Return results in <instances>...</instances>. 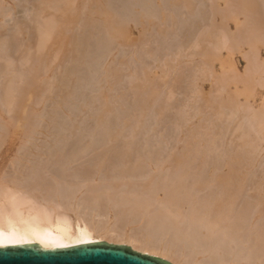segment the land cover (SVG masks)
<instances>
[{
    "label": "rangeland",
    "instance_id": "rangeland-1",
    "mask_svg": "<svg viewBox=\"0 0 264 264\" xmlns=\"http://www.w3.org/2000/svg\"><path fill=\"white\" fill-rule=\"evenodd\" d=\"M39 1L41 0H2V1L0 0V5L2 4L4 5V7H0L1 8L0 11H2L0 12L1 13L0 14V47L2 46L0 48L1 50L0 51L1 53L0 55V136L4 134V133L2 134L1 132L3 128H6V127L11 128L15 123H17L19 126L21 125V128L22 126L25 125L22 131L23 133H20V134H25L27 132L26 135L21 136L19 134L15 138L14 142L7 141V140L2 141L3 138H0V179L2 177L6 178L9 176H12L13 174L16 176L17 175L19 176L18 172L17 174L13 173L14 169L16 171L18 170L16 169V165L14 166L15 162L17 161V160L15 161V159L19 160L20 157L23 158L29 153L31 154L32 151H36L35 146L36 147L40 146V143L41 145L45 144L46 142L48 143L50 141L49 139L51 138V136H52L51 139L56 138V136H58V138L59 137L61 138L62 150L64 151L65 157L61 165L57 169L55 167L51 169L52 171L50 172V178L49 180L47 179L50 182L48 184V189L45 192L43 199L46 200L47 198V204L50 205L51 202L49 203L48 199L51 198V196H54L55 195L54 193H57L58 190L62 188L60 190L64 191L63 193L66 194L67 197H70V195L71 197L68 200V202L63 204L60 211L64 210V213L67 215L68 219H70L71 221H74L76 217H80L83 219V221H85L88 224L90 229L92 228L99 229L101 227L105 228V226H107L106 228L114 231L113 233L115 234L122 233L124 235H130V234L137 235L139 232L142 233L144 232L145 229H147L146 226H148L149 222H147L146 219L143 218V216L139 212L140 210L136 212V211L131 210L130 207L125 208L126 205H123V204L118 205V203L117 204L112 203L111 199L113 198L114 194H115V198H116V195H118L117 198H120L119 201H121V199L125 201V198L127 196L124 195V191L128 187L131 188L132 186L131 188L132 190L135 188V190L138 189L142 191L143 186H145V189L146 187L150 186L151 188L149 187L146 190L150 191L153 187L151 191L153 192L154 189L156 191V189L159 190L161 188L162 186L161 184H163L162 182L163 180L161 179L165 180V184L166 183L169 184L171 180H174V177H176L173 173H174V170L176 169L175 168L176 161H181L182 159V158L180 159V155H182L180 153H182L184 148L186 149L187 146L192 147L193 145H195V143H197V146L200 147V149L203 147V150L200 151V149L198 150L192 149L195 151H191V148L188 149V151L190 150L191 153L194 152L193 155L194 154L195 155L193 156L191 153H189L190 152L189 151L188 154H191L192 156L189 155L190 158H188V160L186 161V164L188 163L189 165L188 167L191 170H193L192 171L193 176L195 177L194 173L196 174L195 172L196 170L198 171L199 169H202L201 167H204L202 169L203 171H198L202 173L201 174L202 176L200 175L201 179L200 178L199 179L201 182L207 183L205 186L206 188L204 187L205 191L209 190L207 186L210 184V191L208 192H210V195H211V192H216L220 188L219 187L217 189L218 184L220 185V182L222 181V179L228 178L229 176H227V174L230 175L231 173H233L231 172V170L233 171L235 170L236 172L239 171L236 176H239V178H241L242 176L240 181L242 182L245 181L244 183L241 182L242 183V186L240 189L241 195L239 197L241 198L244 197L245 199L248 198L247 200H251V198L252 199L259 198L258 200L260 201L262 199V204H259V207H257L258 209L256 208L257 211H255L254 214L251 213L250 218H248V221H247L248 226L251 225V227L249 226L250 230L249 229L248 230L251 233V228H253V231H254V229H256L257 227H261V226L263 227L264 226L263 225L264 224V140L261 142L259 140H262L264 138L263 136L264 134L261 132L263 131L262 128H264V124H262L263 127L260 125L261 123H264V122L263 120L260 121L261 118L263 117L262 116L263 113L261 114L258 112H261L262 110L264 111V108L262 109V107H264L263 106L264 105V74L260 75V73H258L259 69L257 67L259 66V68H261V72L264 71L263 70V67H264V32H263L264 31V0H217V2L214 0H182V1L180 0H142L144 5L143 3H138L140 0H107L106 3L108 4L109 2L107 6L110 8L111 13H113L114 18L117 17L115 19H117L118 21V19L122 17L123 15L122 19L120 18L119 21L126 19V22L123 27L126 29V26H127V32H125L126 35L125 34L123 35L125 37L123 38L120 37L119 40L117 39L118 38L117 37L116 38L117 41L116 40L113 42L111 41L110 44L112 45L109 44L110 40L108 41L106 34L103 33L105 32V29L103 27L104 21L102 18L97 17L100 20L99 21L100 25L96 24L93 26L94 28L91 26L90 27L91 29L87 26L86 28L88 30L84 27L86 25L85 21H87L88 18L91 19V13H92V17L96 18V15L93 16L96 5L92 7V2L93 4H95L96 0L95 1L88 0V3H85V1L87 0H82V1L76 0L77 2L75 1L73 3L78 7L80 11L78 10L76 12L78 14L76 17L75 26L74 24H71L69 26L70 27L69 29L71 31L70 33L69 31L66 32L67 31L66 29H68L67 28L68 26H66V29L62 28V31H61L62 33L61 32L58 34L54 33V37H52V39L55 40L57 43L59 41L61 42L63 39L68 38L66 36H69V34L71 35L73 32L74 35H71L69 36V39L62 41V43L63 42L69 43V46L72 43V46H70V48L68 44L65 45L66 48L68 47L67 50L66 48H64V44L62 46V43L60 44V46H58V48L61 47V50L60 48L59 49L57 48L58 50L56 49V46H57L56 43L52 44L54 47L52 48V45H50V43L53 41L52 39L49 40L50 42L49 41L47 42L46 44L47 46H45L46 49L45 48L40 49L37 47L39 49L38 50L36 48L37 46L36 43L39 41L38 40L39 38L38 39L36 38L40 36V35H36L37 33H39L37 31L38 26L39 25L41 26V22H42V25H44L45 21L43 22V20H46L45 15H48V13L50 12L52 14L56 13L54 16L59 15L58 14L59 11L57 10L56 11L48 10L47 12L45 11L46 13L45 14L43 13V15H40V13L39 15L36 14L35 12L37 11H34V10H35L36 4L37 5L39 4ZM89 1H91V3ZM177 1L179 2V5ZM79 3H81L80 6H79ZM74 4L72 5L75 8ZM88 4L91 9L88 8ZM7 5H9L10 9H13L11 12H10V9H8ZM81 5H82V9L79 8L81 7ZM84 5L86 6L84 7ZM120 7L122 8L120 9ZM4 8L6 9L5 10L6 12L4 11ZM83 9H85V12H83L84 11ZM89 9L91 10V12ZM135 10L138 15H136ZM51 13L47 16L49 19H50L49 16L51 15ZM121 13L122 15L120 16ZM88 15H90V17ZM35 16H37L36 17L37 20L35 19ZM138 16L140 18L141 17L144 18V19L142 18L143 24L140 23L141 21H139L140 18ZM203 21H206V23L205 22L203 23ZM33 22H34V25H33ZM202 23L205 25H203ZM35 25L37 26V28ZM71 26H74V28ZM62 27H64V25H62ZM119 28L121 29V26ZM162 28H164V30ZM84 29L87 32H85ZM63 31H65L66 33ZM209 31L210 33H208ZM81 32L83 33V35ZM88 32H90L89 33L90 36L89 35L87 36L88 39L87 40L82 39L84 37V33L87 34ZM64 33L66 36H64ZM59 34H61L60 36H64V37L63 38L61 37L62 38L61 39L60 37H58ZM207 34H209L210 36ZM75 35H77L78 38ZM78 35L80 36V39ZM204 36L207 37L206 41H204L205 40ZM74 37H76V39L79 40V43L82 41L80 44L81 48H79V50H77L76 53L72 51ZM89 37H90V41H89ZM202 37H204V39ZM34 38L35 40H32ZM201 38L203 39L202 42H201L202 40ZM208 39L211 41V43L207 42L209 41ZM7 40L9 42H6ZM1 41H4V43L2 44ZM31 42H34V43H31ZM205 42L206 44L207 43L208 44L203 45V43ZM214 42H216L215 45H214ZM224 42H227L228 46L227 45L223 46L226 44ZM13 43H15V45ZM85 43L86 44L88 43V45L86 46ZM82 44L84 46L83 48H82ZM211 44H213V46ZM200 46L206 47V48L203 49ZM50 47L52 48V51ZM63 48L65 49V51ZM207 48L208 50L206 51ZM4 49H7V50H4ZM201 49H203V51ZM251 49H254L256 53H253L254 51L250 52ZM48 50L50 51V53L52 52V54L54 55L50 53H49L50 55H47L49 52ZM53 50L55 51L57 50L58 53L57 51L53 52ZM38 51H40V53L43 52L44 57L39 56L40 53ZM191 51H192V54L190 53ZM83 53L85 56L83 55ZM35 56H37V58H35ZM194 56H197V57H194ZM251 56H254L255 58V59L252 58V61L254 59V61L256 60V62L251 61V58H250ZM33 58H35L36 61ZM249 58H250V61H249ZM37 60H39V63L37 62ZM179 60L182 62V64ZM26 61L29 62V64ZM178 61L180 64L178 63ZM206 61H209V64H206L208 63ZM34 62L37 64H35ZM248 62L250 65L258 64L256 65L257 66L256 68L258 69V71L252 72L253 75L257 72L255 74L256 76L255 75L253 76V80H256V82L251 80L252 79L251 77L249 79V77L247 76L248 72L245 74V71H244L243 73L244 69L251 70L250 68L251 66L248 64ZM6 64H9L10 66ZM201 64L202 66H200ZM204 65H206L207 67ZM247 65L249 68H247ZM208 66L210 67V69L208 68ZM211 67L213 68L211 69ZM35 68L36 69L38 68V69L36 70ZM203 68L205 69L203 70ZM206 68L209 70V72H207L208 70L206 71ZM231 68H235L234 71ZM211 70H213V72H211ZM252 70H256V69H252ZM221 71L223 72L225 71L226 73L224 72L223 74H220ZM232 71L235 73L233 74ZM231 73L235 77L231 76L232 75ZM252 73H250L249 71L250 75H252ZM146 74L148 75L150 74L149 78H151L152 81L149 80L148 75ZM236 74L238 75L237 79L227 80L229 77L236 78ZM241 74L243 75L240 76ZM244 74L248 78L244 77L243 80H240L241 81L240 83L238 77L239 76L243 77ZM258 74H259L258 78L259 77L263 78V80L256 79ZM106 75H108L110 78L108 76L106 77ZM110 75L113 77H111ZM228 75L230 76L228 77ZM146 77L148 81L146 80ZM6 78L8 81L6 80ZM225 78H226V81L231 80L232 83L231 82L226 83V81H224L225 82L224 83L223 81H221L222 79L224 80ZM72 81L74 82L72 83ZM75 81H76V85H75ZM258 81L259 83H257ZM4 82H7L8 84ZM251 82H254L256 85ZM71 83L73 84V86L72 85L69 86ZM104 84H105V87H103L104 90H101ZM230 84L233 86H231ZM197 85L200 87H198ZM227 85L228 86L230 85V86L228 87ZM253 85L255 86L254 88H252ZM136 86L137 87L139 86L140 88H143V89L145 88V90L143 89L139 90L140 88L137 89ZM189 86L191 87V89ZM223 86H224V89L229 88L228 89L229 91L226 89L224 90L222 88ZM69 87H72V88L69 89ZM74 87L76 88L74 89ZM148 87L150 89L152 88L153 90L152 96L150 95L151 92H148L149 90ZM233 87L236 89H234ZM200 88L202 91L200 90ZM146 89H148L147 90L148 93L145 92L148 97L145 96L146 94L144 93ZM197 89L199 90V92ZM241 89H242V92H241ZM244 89L245 91L243 92ZM105 90H107V92H105L104 94ZM152 90H149V91H152ZM139 91L140 93H138ZM224 91H228L229 95H228V92L224 93ZM238 91H240L241 93H238ZM142 93L144 94L141 95ZM13 94H16V97H15L16 102L13 101L14 100V98H12ZM24 94H28V95H24ZM100 94L101 96L102 94L104 96L101 97ZM230 95H231V100L229 99ZM203 96L206 99L202 98ZM226 96L228 97V99ZM104 97L110 98V99L105 100ZM150 97L152 98L150 99ZM102 100L103 102H100ZM22 101H25V102L22 103ZM109 101H110V104H109ZM229 101H231V103ZM144 103H147V104L144 105ZM226 103L229 105V106L227 105L228 108L226 106ZM246 103L248 106L250 105L252 107L253 112L255 108L256 109L258 108V112L256 114H260L262 117H259V115H256L255 113L254 115H256V118L258 117L260 118V120L257 119L258 124L261 122L259 125L254 122L256 121L255 120L256 118L254 115H251L253 113L248 112L249 117L252 116L250 117L251 119L247 116L246 112L249 109V107L247 105L245 106ZM58 104L60 105L58 106ZM233 104L236 107V108L233 107V109L235 108L236 110L232 109L231 106H233ZM20 105H21V108H19ZM223 105L226 107H224ZM241 106H245L246 108L241 107ZM23 107L25 110L23 109ZM100 107L101 108L103 107V109H101ZM229 107H230V110H232L233 112L229 111ZM104 108L106 111L107 109H109L108 110L109 112L107 113L106 111H104ZM240 109L246 110L245 112H243L244 115H242V112ZM190 110L192 111L191 113H190ZM193 112H194V115H193ZM214 112L216 113V115ZM181 114L184 115L185 118L181 116ZM208 114L210 115L208 116ZM198 115H201V116H198ZM240 115H242L243 118L240 117ZM186 117H188V119ZM102 118L103 120H105L104 121L105 125L101 123L103 122ZM248 118L249 120H247ZM252 118L253 119L255 118L253 121L254 123L252 121L250 122ZM96 120L98 122H96ZM186 120H188L189 122ZM196 120H198L196 122L198 124L195 123ZM235 121L238 122L240 127H238V124ZM251 124H256L258 125L257 128L259 127L261 128V130L259 129L257 130V132L258 131L261 132L259 133L260 138L258 137L259 134L255 132L256 126L251 127L252 128L251 129L250 128V126H252ZM28 125L29 126L32 125V126L28 127ZM186 125H188V127H186ZM33 126L39 127L45 130L47 129V131L45 132H48V129H49L51 131V134L49 137L47 133L43 132L42 135L37 136L38 138L37 137L34 138L35 140L32 141L31 143V144L34 143V145H31L28 143L29 146H27V143L26 144L23 143L25 142L24 137L25 136L27 137V134L29 133L28 130L30 131L31 128L33 129ZM56 126L58 128L60 127L59 132ZM97 126H100V127L97 128ZM189 126H191L192 128H189ZM108 127L110 128L108 129ZM243 127L246 130V134L250 135V136L249 135L247 136L248 138L245 136L244 134L245 132L243 133V131H245ZM51 128L54 130V132L52 131ZM217 128H219V130H217ZM191 129L193 130V132L191 131ZM249 129L251 130V132L249 131ZM199 130L201 131L198 132ZM216 130L218 132H216ZM55 131H57L58 133L57 132L55 133ZM190 131L192 134L195 131L196 135L193 134L195 137L192 136ZM196 132H198V134ZM202 132H204L203 133L204 135L207 134L208 138L205 135V137H203L202 139V137H200L203 135ZM253 132H255L256 134ZM53 133L56 135H53ZM199 133L201 134L199 135ZM214 133H216V135ZM241 133L246 137V140L247 139L254 140V141L249 140V142H251V144L255 142V144L253 145L254 147L256 146L255 152H258V150L261 149L260 147H262V150L258 152V155L253 154L254 157L252 156V158L249 157L248 159L246 157H243L244 155L248 154L247 153L248 149H246L245 144L244 145L241 144L244 139H242V142H240L241 141L240 136H242ZM252 133L256 137H258V138L255 137L256 141H255V138H253L254 135H252ZM57 134H59L60 136ZM121 135L123 136L121 137ZM212 135L214 139L218 138L219 140L218 139H215L216 141L213 140V138L211 137ZM218 135H220V137ZM233 135H236L234 136L235 138L234 140L236 141V142L234 141V143H236V147L239 144H241V146L243 145L242 148L241 147L239 148L240 145L238 146V148L234 147L235 144L232 142L233 140L231 141V139H233L232 138ZM184 136H186L187 138L186 137L184 138ZM237 136L238 138L236 139ZM111 137L115 138L116 140L112 139ZM210 137L212 138L213 141L211 140ZM239 137H240V140H239ZM20 138L21 140H23L22 142ZM195 138H198L196 139L197 141L194 140ZM205 138L210 139V140H207L210 143L209 142L201 143L202 140H204V142L206 141ZM17 140L19 141V143ZM111 140H113V142ZM247 142L248 140L246 141V144ZM258 142L261 144V146ZM3 143L4 145H2ZM207 143H209V145ZM202 144L203 146H201ZM124 145L125 146L127 145V146L124 147ZM131 145L132 147H130ZM233 147L236 149H234ZM114 148L115 150H117L118 153L114 150ZM243 149H244V152H243L244 154L241 153ZM111 150L113 152H111ZM236 150L238 151V153L240 152L242 154L241 156L243 157V159L244 158L245 159L244 160L241 159V162H239L238 161L239 159H237V163L236 161H234L236 163L235 164L233 163L234 156H235L234 160H236V156H240ZM208 151L210 154H208ZM229 151L230 152L232 151L231 152L232 154L233 152H235L233 154L234 156L233 155L231 156ZM104 153H105V156H104ZM199 153H202L199 155L200 157L198 156ZM206 153L210 156L208 157ZM176 154L177 156H174ZM227 154L230 155V157ZM212 155L214 157H212ZM120 156L121 157L124 156L125 159L123 160V157L121 158ZM195 156L196 158H194ZM109 157H110V160H109ZM128 157L130 158L129 161L126 160V158L128 159ZM206 157L210 159H206ZM150 158H153V160ZM177 158L178 160H176ZM219 158L221 159L219 160ZM222 158H225V159H222ZM149 160H150L149 162L150 164L147 163ZM200 160L202 161V164H198V163H201ZM106 161H110V162L106 163ZM144 161L146 164H149L150 167L149 166L146 167V164L144 163ZM135 162L137 164H135ZM141 162H143V164H141ZM131 163L132 164L134 163V164L132 165ZM189 163H192L191 164L192 166ZM218 163H220V165ZM230 163L233 165H230L231 167L228 168ZM104 165L105 166L107 165V167H104ZM129 165L132 168L130 167L128 168ZM143 165L146 167V169H143L145 168ZM198 165L200 166L204 165V166L199 167ZM134 167L135 169H133ZM170 167L172 169H170ZM139 169L140 171L138 172ZM126 170H128V173L130 172L129 174L127 173L128 175L126 174L127 176L123 175L124 171ZM164 170H166L167 172ZM53 171H54L53 174L55 175V177L60 178V180L64 177L60 181L62 182L60 186H57L56 184L58 180L54 177V175H52ZM241 171H242V175H241ZM23 172H24L23 170L20 171L22 177H24L23 175H26ZM63 172H64V175H63ZM121 173H122V176H121ZM183 173L184 172H182L180 176ZM203 173H205V176H203L204 175ZM59 174L62 176H60ZM29 175L27 177H29ZM119 175L121 176L120 178H119ZM163 175L165 176V178H160ZM211 175L213 176V178L211 177ZM180 176H178V179L180 178ZM182 176H184V174ZM190 176L189 177L192 180L193 179L192 174ZM126 177L130 179L128 180ZM30 178H32V176L29 177V179ZM124 178H126V181ZM154 178L156 179L158 178V180ZM190 178H188L189 181H191ZM210 178H212V180H209ZM250 178H251V184L249 180ZM153 179L154 181L152 182ZM53 180L54 182H52ZM63 180L65 182H63ZM188 180L186 181L188 182ZM155 181H159V183H161L159 184L160 186H158L157 188L155 187L157 186L156 183L158 182H155ZM207 181H209L210 183ZM128 182L129 184L131 183L132 185L130 184L131 185L130 186L129 184H127ZM142 182H144L145 184ZM115 183L120 187L118 188L117 185L115 186L112 185ZM147 183L148 184L150 183V185H148ZM205 183L203 184V186L205 185ZM135 184L139 187L137 188ZM106 185L108 187H113L111 188L112 190L109 189ZM116 187L118 189H116ZM247 187H249V189ZM53 188L57 190V192L54 191ZM189 188L191 189V191L192 189H194V187L192 188V185ZM158 190H157L158 192L157 196L159 198H162L163 191H161L162 189H160L159 191ZM243 190H244V193H243ZM92 192H96V193H92ZM208 192H204V193L201 192L202 194L201 193L200 194L209 195ZM51 193L54 195L50 196ZM96 194H97L96 197H99L98 199L102 204L97 203L99 201L95 197ZM101 198L102 200H100ZM152 200H153L152 201L153 203H151V205L154 204V201H155L154 197L152 198ZM92 201L94 202L92 203ZM116 201H118V199ZM211 201H213V199ZM213 202H209V203L212 204ZM78 206L80 209L78 208ZM152 206H148V207H152ZM209 206H213V204ZM260 219L263 221V222L261 221L263 224L259 221ZM256 222L258 223L255 224ZM253 224H255V226ZM259 224L261 226H256ZM153 228H156V227H153ZM171 229L172 228L169 227L168 231L171 232L170 231ZM253 231H252L253 233L252 235L249 234L250 238L252 239L254 237H258L259 234H261L260 232L258 236H255L256 233L259 232V230L256 233H254L255 231L254 232ZM112 235L114 234H110L109 236L103 238V241H101V243L128 246L136 252H140V253L164 260L165 262H168L169 264H176V262H173L175 260L171 258L170 254L162 253L160 251L152 252L146 249H140L134 243L128 242V241H120L119 238H115ZM247 236L248 235L246 234L245 238ZM243 238L241 240H243ZM245 238L244 240L246 242L247 240L250 239V238H247V239ZM213 240L216 241L215 238ZM213 240L208 239L204 241V240H200V238L199 240L198 238L197 239L194 238V240H192L191 242L188 240L189 241L188 247L190 248L188 251L192 250L190 246H193L194 247L193 249H195L193 250L194 251L193 256H192V251L190 252L191 256L188 251L187 252L185 251L183 254H180V255H183V256L189 255V257L191 258L194 257L195 262L198 264L199 263L209 264L206 262V259L208 260V258L211 256H212L211 258H214V256H216L215 263L217 261H220V262H217L219 264H229V263L237 264L238 263L237 261L235 263L232 260L230 262V257L229 258L227 257V256H230V254L226 256V253H225V256L227 257L226 258V257L219 256L220 255L219 252L215 253L214 251L215 248L216 247L220 248V246H218V244L216 243L217 241L215 242ZM195 242H198L199 244ZM225 244H224V248L226 246L225 249L227 250H229L230 248L233 249L232 247L235 245L234 243L232 244L228 241ZM212 246H213V249H212ZM188 247L186 249H188ZM184 249L182 248V251ZM220 251H222V249H220ZM217 254L219 255L217 256ZM217 257H219V259ZM220 257L223 258L224 261L221 260ZM180 259L176 261H179ZM185 259L188 260L187 257ZM238 264H242L241 261Z\"/></svg>",
    "mask_w": 264,
    "mask_h": 264
},
{
    "label": "bare ground",
    "instance_id": "bare-ground-1",
    "mask_svg": "<svg viewBox=\"0 0 264 264\" xmlns=\"http://www.w3.org/2000/svg\"><path fill=\"white\" fill-rule=\"evenodd\" d=\"M2 1V0H1ZM76 0H41V1H39V4L37 5L36 4V6H35V10L34 11H37V12H35L36 14H38L39 15V13H40V15H43V13L45 14L48 10L50 11V10H54V11H59L58 12V14L59 15H56V16H54L56 13H54V14H52L51 12V15L49 16L50 17V19L47 17L50 13H48V15H45V17H46V20H43V22H44V25H42V22H41V26L39 27L36 23V25L38 26V32L39 33H37L36 35H40L39 37H35L36 39H38L39 41L36 43L37 44V46H36V48L38 47V48H40V49H46V47L45 46H47L46 44H47V42L49 41V40H51L52 39V37H54V33L55 34H58V33H60L61 31H62V28H64V29H66V26H68L67 28L69 29L70 27V25L71 24H74V26H75V21H76V17H77V14L78 13H76L79 9H78V7L73 3V2H75ZM82 1V0H81ZM95 1V0H94ZM180 1H182V0H180ZM214 1H216L217 2V0H214ZM38 2V1H37ZM77 2V1H76ZM90 3H91V1H89ZM107 2V0H96V3L95 4H93V2H92V7L93 6H95L96 5V7H95V12H94V14H93V16L94 15H96V18H94V17H92V13H91V19H87V21H85V23H86V25L84 26L85 28L88 26L89 28L92 26H94V25H96V24H99V19L98 18H102L103 19V21H104V23H103V27H104V29H105V32H103V33H105L106 34V37L108 38V41L110 40V42H109V44L111 43V41L113 42V41H115L116 40V38L119 40L120 39V37H125V36H123L124 34H125V32H127V26H126V29L123 27L124 26V24H125V22H126V19L124 20H122V21H119V19L121 18L122 19V17H123V15H122V13L120 14V16L122 15V17H120L119 19H118V21H117V19H115V18H117V17H115L114 18V16H113V13H111V11H110V8L107 6L108 4H109V2H108V4L106 3ZM136 2V1H135ZM186 2V1H185ZM251 2V1H250ZM2 3V2H1ZM6 3V2H5ZM85 3H88V0L87 1H85ZM125 3V2H124ZM129 3V2H128ZM134 3V2H133ZM138 3H143V1L142 0H140ZM155 3V2H154ZM153 3V4H154ZM177 3H178V5H179V2L177 1ZM188 3V2H187ZM261 3V2H260ZM7 4V3H6ZM72 4H74L75 5V8L73 7V5ZM80 4L81 3H79V6H80ZM117 4V3H116ZM175 4V3H174ZM255 4V3H254ZM3 5V4H2ZM2 5H0V7H4V5L2 6ZM13 5V4H12ZM126 5V4H125ZM143 5H144V3H143ZM262 5V4H261ZM14 6V5H13ZM12 6V7H13ZM72 6V7H71ZM86 5H84V7H85ZM110 6V5H109ZM191 6V5H190ZM250 6H251V4H250ZM252 6H253V4H252ZM260 6V5H259ZM258 6V7H259ZM7 7H8V9H10L9 8V5H7ZM11 7V6H10ZM125 7V6H124ZM138 7V6H137ZM215 7V6H214ZM255 7V6H254ZM14 8V7H13ZM80 9H82V5H81V7H79ZM88 8H90L89 7V4H88ZM122 7H120V9H121ZM144 8V7H143ZM190 8V7H189ZM188 8V9H189ZM249 8V7H248ZM86 9V8H85ZM85 9H83V10H81V11H83V12H85ZM91 9V8H90ZM89 9V10H90ZM115 9V8H114ZM113 9V10H114ZM125 9V8H124ZM244 9H246V8H244ZM261 9V8H260ZM0 10H1V8H0ZM6 9L4 8V11H5ZM13 9H10V12L12 11ZM88 10V11H89ZM118 10H119V8H118ZM127 10V9H126ZM144 10V9H143ZM193 10V9H192ZM250 10H251V8H250ZM15 11V10H14ZM46 11V12H45ZM80 11V10H79ZM132 11V10H131ZM0 12H2V11H0ZM6 12V11H5ZM9 12V13H10ZM90 12H91V10H90ZM113 12V11H112ZM121 12V11H120ZM134 12V11H133ZM145 12V11H144ZM249 12H251V11H249ZM261 12H262V10H261ZM42 13V14H41ZM89 13V12H88ZM116 13V12H115ZM124 13V12H123ZM135 13H136V10H135ZM244 13V12H243ZM248 13V12H247ZM1 14V13H0ZM3 14V13H2ZM6 14V13H5ZM8 14V13H7ZM149 14V13H148ZM218 14H220V13H218ZM256 14V13H255ZM37 15V16H38ZM54 17H53V16ZM80 15V14H79ZM83 15H84V13H83ZM136 15H138L137 13H136ZM142 15V14H141ZM140 15V16H141ZM262 15V14H261ZM3 16V15H2ZM5 16V15H4ZM37 16H35V19L37 20ZM53 18H52V17ZM89 17H90V15H88ZM118 16V15H117ZM129 16V15H128ZM131 16H132V14H131ZM146 16V15H145ZM165 16H166V14H165ZM33 17V16H32ZM39 17V16H38ZM85 17V16H84ZM98 17V18H97ZM125 17V16H124ZM139 17V16H138ZM148 17V16H147ZM155 17V16H154ZM164 17V16H163ZM219 17V16H218ZM222 17V16H221ZM42 18V17H41ZM126 18V17H125ZM136 18V17H135ZM140 18V17H139ZM142 18L143 17H141L140 18V20L139 21H141L140 23L141 24H143L142 22H143V20H142ZM167 18V17H166ZM213 18V17H212ZM211 18V19H212ZM214 18H215V16H214ZM225 18V17H224ZM39 19V18H38ZM45 19V18H44ZM84 19V18H83ZM130 19V18H129ZM144 19V18H143ZM150 19V18H149ZM163 19V18H162ZM33 20V19H32ZM85 20V19H84ZM130 21V20H129ZM162 21V20H161ZM167 21V20H166ZM196 21V20H195ZM39 22V21H38ZM101 22H102V20H101ZM132 22V21H131ZM146 22V21H145ZM150 22V21H149ZM206 23V21H203V23ZM32 23V22H31ZM202 23V24H203ZM30 24V23H29ZM127 24V23H126ZM151 24V23H150ZM33 25H34V22H33ZM35 25V26H36ZM62 25H64V27H62ZM100 25V24H99ZM203 25H205V24H203ZM218 25V24H217ZM249 25H250V23H249ZM32 26V25H31ZM37 26H36V28H37ZM74 26H71V27H73L74 28ZM121 26V29L119 28ZM151 26V25H150ZM19 27V26H18ZM99 27V26H98ZM97 27V28H98ZM142 27H143V25H142ZM217 27V26H216ZM248 27V26H247ZM251 27V26H250ZM94 28V27H93ZM100 28V27H99ZM165 28V27H164ZM164 28H162L163 30H164ZM223 28V27H222ZM244 28V27H243ZM25 29V28H24ZM23 29V30H24ZM30 29V28H29ZM32 29V28H31ZM68 29H66L67 31L66 32H68L69 31V33L71 32L70 31V29L68 30ZM87 29V28H86ZM91 29V28H90ZM221 29V28H220ZM247 29V28H246ZM81 30V29H80ZM80 30H79V32H80ZM88 30V29H87ZM102 30V29H101ZM241 30V29H240ZM73 31V30H72ZM84 31H85V29H84ZM90 31V30H89ZM94 31V30H93ZM104 31V30H103ZM208 31V30H207ZM222 31V30H221ZM242 31V30H241ZM258 31H260V30H258ZM20 32V31H19ZM23 32V31H22ZM36 32V31H35ZM63 32H65V31H63ZM65 32V33H66ZM85 32H87V31H85ZM91 32V31H90ZM90 32H88L87 34H85L84 33V37L82 38V39H85V40H87L88 38H87V36L89 35V33ZM245 32H247V31H245ZM264 32V31H263ZM262 32V33H263ZM62 33V32H61ZM65 33H64V36H66L65 35ZM78 33V32H77ZM82 33V32H81ZM93 33V32H92ZM96 33V32H95ZM203 33V32H202ZM208 33H210V31L208 32ZM30 34V33H29ZM76 34V33H75ZM100 34H102V33H100ZM105 34H103V35H105ZM260 34H261V32H260ZM61 34H59L58 35V37H64V36H60ZM71 35H74L73 34V32H72V34ZM70 34H69V36H71ZM82 35H83V33H82ZM82 35H81V37H82ZM96 35V34H95ZM102 35V36H103ZM126 35V34H125ZM207 35H209V34H207ZM23 36V35H22ZM26 36V35H25ZM33 36V35H32ZM69 36H66V37H68V38H66V39H69ZM76 37H77V35H75ZM79 36V35H78ZM90 36V35H89ZM210 36V35H209ZM208 36V37H209ZM55 37H56V35H55ZM76 37H74V42H73V50L72 51H74L75 53H76V51L77 50H79V48H81V46H80V44H81V42L79 43V40H77L76 39ZM93 37V36H92ZM91 37V38H92ZM205 37V40L204 41H206V36H204ZM204 37H202L203 39H204ZM13 38V37H12ZM35 38L34 39H32V40H35ZM61 38V39H62ZM73 38V37H72ZM78 38V37H77ZM201 38V39H202ZM23 39V38H22ZM57 39V38H56ZM60 39V40H61ZM66 39H63L64 41L66 40ZM79 39H80V36H79ZM104 39V38H103ZM102 39V40H103ZM203 39L201 40V42L203 41ZM210 39H211V37H210ZM4 40V39H3ZM11 40V39H10ZM53 40V39H52ZM62 40V41H63ZM84 40V41H85ZM93 40V39H92ZM91 40V41H92ZM95 40V39H94ZM98 40V39H97ZM101 40V39H100ZM209 40V39H208ZM261 40V39H260ZM14 41V40H13ZM37 41V40H36ZM62 41L59 43V42H57L56 43V41L55 40H53L51 43H50V45H52V44H54V43H56V49L58 48V46H60V44L62 43ZM68 41V40H67ZM70 41H71V39H70ZM89 41H90V37H89ZM117 41V40H116ZM263 41V40H262ZM6 42H9L8 40L6 41ZM50 42V41H49ZM86 42V41H85ZM88 42V41H87ZM94 42V41H93ZM96 42V41H95ZM101 42V41H100ZM105 42V41H104ZM208 43L210 42L211 43V41L209 40V41H207ZM1 43L3 44L4 43V41H1ZM31 43H34V42H31ZM89 43V42H88ZM88 43L86 44V46L88 45ZM207 43V44H208ZM215 43L216 42H214V45H215ZM224 43H226L225 45H223V46H228V44H227V42H224ZM10 44V43H9ZM14 45H15V43H13ZM20 44V43H19ZM63 44H64V48H66V46L65 45H67L68 44V46H69V43H67V42H63L62 43V46H63ZM84 44V45H85ZM99 44V43H98ZM106 44V43H105ZM107 44H108V42H107ZM199 44H201V43H199ZM204 44H206V42L205 43H203V45ZM206 44V45H207ZM6 45V44H5ZM18 45V44H17ZM30 45V44H29ZM110 45H112V44H110ZM202 45V46H203ZM212 46H213V44H211ZM19 46V45H18ZM17 46V47H18ZM70 46H72V43H71V45ZM70 46H69V48H70ZM96 46V45H95ZM98 46V45H97ZM107 46V45H106ZM199 46V45H198ZM202 46H200L201 48H206V47H202ZM2 47V46H1ZM0 47V48H1ZM8 47V46H7ZM21 47V46H20ZM25 47V46H24ZM84 46H83V44H82V48H83ZM108 47H109V45H108ZM34 48V47H33ZM37 48V49H38ZM48 48V47H47ZM52 48H54L53 47V45H52ZM52 48L50 47V49H51V51H52ZM60 48V50H61V47H59ZM58 48V49H59ZM63 48V49H64ZM68 48V47H67ZM67 48H66V50H67ZM94 48V47H93ZM8 49V48H7ZM7 49H4V50H7ZM24 49V48H23ZM49 49V50H50ZM57 49V50H58ZM63 49H62V51H63ZM108 49V48H107ZM112 49V48H111ZM203 49H201L202 51H203ZM39 50V49H38ZM48 50V51H49ZM56 50V51H57ZM208 50V48L206 49V51ZM1 51V50H0ZM43 51V50H42ZM47 51V52H48ZM55 50H53V52H56ZM64 51H65V49H64ZM70 51V50H69ZM68 51V52H69ZM110 51V50H109ZM252 51H254V49H251L250 50V52H252ZM27 52V51H26ZM39 53H40V51H38ZM46 52V51H45ZM59 52H61V51H59ZM84 52V51H83ZM199 52V51H198ZM205 52V51H204ZM50 51L48 52V54L47 55H50V54H52V52L50 53ZM57 53H58V51H57ZM191 54H192V51L190 52ZM253 53H256L255 51L253 52ZM4 54V53H3ZM28 54H29V52H28ZM42 54V55H41ZM78 54V53H77ZM82 54V53H81ZM86 54V53H85ZM88 54V53H87ZM91 54V53H90ZM109 54H110V52H109ZM195 54H197V53H195ZM0 55H1V53H0ZM38 55V54H37ZM46 55V54H45ZM52 55H54V54H52ZM83 55H84V53H83ZM83 55H82V57H83ZM89 55V54H88ZM92 55V54H91ZM96 55H97V53H96ZM103 55V54H102ZM199 55H200V53H199ZM253 55V54H252ZM39 56H43L44 57V54H43V52L42 53H40V55ZM77 56V55H76ZM85 56V55H84ZM193 56V55H192ZM254 56H256V55H254ZM254 56H251L250 58H251V61H252V58H254ZM81 57V58H82ZM191 57V56H190ZM194 57H197V56H194ZM193 57V58H194ZM35 58H37V56H35ZM35 58H33L35 61H36V59ZM91 58V57H90ZM250 58H249V61H250ZM30 59H31V57H30ZM190 59H192V58H190ZM255 59V58H254ZM254 59H253V61H254ZM33 60V61H34ZM41 60H43V59H41ZM45 60V59H44ZM75 60V59H74ZM180 61V60H179ZM179 61H178V63H179ZM252 61V62H253ZM27 62V61H26ZM31 62V61H30ZM37 62L39 63V60H37ZM42 62V61H41ZM181 62V61H180ZM206 62H208V63H206V64H209V61H206ZM254 62H256V60L254 61ZM6 63V62H5ZM28 64H29V62H27ZM35 63V62H34ZM35 64H37V63H35ZM180 64V63H179ZM181 64H182V62H181ZM225 64V63H224ZM233 64V63H232ZM248 64H249V62H248ZM6 65H9V64H6ZM39 65V64H38ZM41 65H42V63H41ZM46 65V64H45ZM212 65V64H211ZM250 65V64H249ZM256 65H258V64H256ZM256 65H250L251 67V70L252 69H256V70H250V69H248V70H246V69H244L243 70V73H244V71H245V74L248 72V74H249V71H250V73H252L253 71L255 72V71H258V69H259V71H258V73H260V75H263L264 74V71H262L261 72V68H259V66L257 67ZM10 66V65H9ZM31 66V65H30ZM34 66V65H33ZM200 66H202V64L200 65ZM204 66H206V65H204ZM203 66V67H204ZM210 66V65H209ZM208 66V68L210 69V67ZM233 66V65H232ZM35 67V66H34ZM207 67V66H206ZM254 67V68H253ZM258 69H257V68ZM263 67V66H262ZM213 67H211V69H212ZM247 68H249L248 67V65H247ZM31 69H33V68H31ZM36 69V68H35ZM38 69V68H37ZM36 69V70H37ZM45 69V68H44ZM201 69V68H200ZM205 68H203V70H204ZM231 69H233V71H234V69L235 68H231ZM208 69L206 68V71H207ZM263 70H264V67H263ZM74 71V70H73ZM202 71V70H201ZM232 71V72H233ZM72 72V71H71ZM109 72H111V71H109ZM207 72H209V70L207 71ZM211 72H213V70H211ZM225 72V71H224ZM223 71H221V73L220 74H223L224 73ZM107 73V72H106ZM197 73H198V71H197ZM206 73V72H205ZM226 73V72H225ZM229 73V72H228ZM227 73V74H228ZM235 72H233V74H234ZM257 73V72H256ZM255 73V74H256ZM209 74V73H208ZM226 74V75H227ZM232 74V73H231ZM230 74V75H231ZM231 75V76H233V77H235L234 75ZM245 74H244V76L243 77H240V76H242L243 74H241L238 78H239V81L240 80H243L244 79V77H249V79H250V77L252 78L251 80H253V76L255 75H253V73H252V75H248L247 74V76H245ZM111 75H112V73H111ZM110 75V76H111ZM146 75H148V74H146ZM150 75V74H149ZM149 75H148V78H149ZM205 75H207V74H205ZM225 75V76H226ZM230 75H228V77L230 76ZM108 75H106V77H107ZM145 76V75H144ZM202 76H204V75H202ZM220 76V75H219ZM223 76V75H222ZM237 74H236V78H228V77H226V78H228L227 80H229V79H237ZM256 76V75H255ZM258 76H259V74L257 75V77H256V79L258 80V79H262L263 80V78H258ZM109 77V76H108ZM111 77H113V76H111ZM218 77V76H217ZM247 77V78H248ZM8 78V77H7ZM7 78H6V80H7ZM110 78V77H109ZM109 78H107V79H109ZM199 78H200V76H199ZM205 78V77H204ZM219 78H221V77H219ZM218 78V79H219ZM226 78L223 80H221V81H226ZM241 78V79H240ZM217 79V80H218ZM78 80V79H77ZM106 80V79H105ZM146 80L148 81V79H147V77H146ZM149 80L150 81H152L151 80V78H149ZM203 80V79H202ZM201 80V81H202ZM8 81V80H7ZM107 81V80H106ZM149 81V82H150ZM232 81H234V80H232ZM254 82H256V80H253ZM74 81H72V83H73ZM105 82V81H104ZM222 82V83H223ZM228 82H231V80L230 81H226V83H228ZM254 82H251V83H254ZM260 82H261V80H260ZM263 82V81H262ZM4 83H7V82H4ZM70 84L69 86H73V84ZM199 83V82H198ZM225 83V82H224ZM232 83V82H231ZM240 83H241V81H240ZM257 83H259V81L257 82ZM8 84V83H7ZM66 84H67V82H66ZM69 84V83H68ZM101 84V83H100ZM107 84V83H106ZM111 84V83H110ZM150 84H152V83H150ZM149 84V85H150ZM234 84V83H233ZM255 84V83H254ZM75 85H76V81H75ZM74 85V86H75ZM103 85V84H102ZM136 85V84H135ZM138 85V84H137ZM154 85V84H153ZM231 85V84H230ZM229 85V86H230ZM252 85V84H251ZM256 85V84H255ZM198 86V85H197ZM228 86V85H227ZM228 86V87H229ZM231 86H233V85H231ZM103 87H105V84H104V86H102V89H101V87H100V89L101 90H104V88ZM107 87V86H106ZM137 87V86H136ZM142 87V86H141ZM154 87V86H153ZM190 87V86H189ZM198 87H200V86H198ZM234 87H236V86H234ZM233 87V88H234ZM255 86L253 85L252 86V88H254ZM70 88H72V87H69V89ZM76 87H74V89H75ZM134 88H135V86H134ZM138 88H140L139 86L137 87V89ZM149 88V87H148ZM223 89H224V86L222 87ZM221 88V89H222ZM232 88V89H233ZM105 89H107V88H105ZM143 88H140L139 90H142ZM190 89H191V87H190ZM195 89H196V87H195ZM226 89V88H225ZM224 89V90H225ZM229 88H227L226 90H228ZM234 89H236V88H234ZM238 89V88H237ZM143 90H145V88L143 89ZM147 90L148 89H146V91H144V93L145 92H147ZM149 90H152V88L150 89L149 88ZM148 90V92H151L150 93V95L152 96V92H153V90L152 91H149ZM155 90V89H154ZM198 90V89H197ZM200 90H201V88H200ZM239 90V89H238ZM66 91V90H65ZM110 91V90H109ZM202 91V90H201ZM201 91H200V93H201ZM229 91V90H228ZM228 91H224V93L226 92H228ZM236 91V90H235ZM245 91V89L243 90V92ZM27 92V91H26ZM105 92H107V90H105L104 91V94H105ZM134 92V91H133ZM143 92V91H142ZM147 92V93H148ZM156 92V91H155ZM198 92H199V90H198ZM241 92H242V89H241ZM240 91H238V93H241ZM64 93V92H63ZM63 93H61V94H63ZM66 93V92H65ZM99 93V92H98ZM103 93V92H102ZM138 93H140V91L138 92ZM144 93H142L141 95H143ZM223 93V92H222ZM136 94V93H135ZM146 94V93H145ZM155 94V93H154ZM158 94V93H157ZM202 94H203V92H202ZM251 94H252V92H251ZM15 95V96H14ZM24 95H28V94H24ZM149 95V94H148ZM228 95H229V92H228ZM247 95V94H246ZM19 96V95H18ZM100 96H101V94H100ZM99 96V97H100ZM104 95L102 94V96L101 97H103ZM107 96V95H106ZM105 96V97H106ZM110 96V95H109ZM145 96H147V94L145 95ZM205 96H206V94H205ZM15 97H16V94H13V97L12 98H14V102H16L15 101ZM25 97H27V96H25ZM61 97H62V95H61ZM98 97V96H97ZM104 97V98H105ZM111 97V96H110ZM143 97V96H142ZM141 97V98H142ZM148 97V96H147ZM157 97V96H156ZM155 97V98H156ZM227 97V96H226ZM232 97H234V96H232ZM12 98H11V100H12ZM18 98V97H17ZM16 98V99H17ZM144 98V97H143ZM152 97H150V99H151ZM202 98H204V96L202 97ZM247 98V97H246ZM102 99V98H101ZM108 99H110V98H105V100H108ZM147 99V98H146ZM158 99V98H157ZM204 99H206V98H204ZM227 99H228V97H227ZM230 100H231V95H230V98H229ZM21 100V99H20ZM19 100V101H20ZM100 100V99H99ZM204 101V100H203ZM207 101V100H206ZM247 101V100H246ZM23 102H25V101H22V103ZM100 102H103V100L102 101H100ZM99 102V103H100ZM105 102V101H104ZM139 102H140V100H139ZM148 102V101H147ZM158 102V101H157ZM196 102V101H195ZM230 103H231V101H229ZM21 103V102H20ZM61 103H63V102H61ZM151 103V102H150ZM199 103V102H198ZM248 103V102H247ZM247 103L245 104V106L247 105ZM14 104V103H13ZM18 104V103H17ZM106 104H107V102H106ZM109 104H110V101H109ZM141 104V103H140ZM145 104H147V103H144V105ZM152 104V103H151ZM249 104V103H248ZM22 105V104H21ZM21 105L19 106V108H21ZM24 105V104H23ZM60 104H58V106H59ZM103 105H105V104H103ZM142 105V104H141ZM220 105H221V103H220ZM228 104L226 103V106H227ZM107 106V105H106ZM111 106V105H110ZM200 106V105H199ZM224 106V105H223ZM223 106H221V107H223ZM226 106H224V107H226ZM229 106V105H228ZM228 106H227V108H228ZM231 106V105H230ZM245 106H241V107H244V108H246ZM248 106V105H247ZM264 106V105H263ZM24 107H26V106H24ZM24 107H23V109H24ZM148 107V106H147ZM232 107V109H233V107H235L234 106V104H233V106H231ZM240 107V108H241ZM249 107V111L247 110V112H246V114H247V116L249 117V113H253V114H251V115H254V113L256 114L257 112H258V108L256 109L255 108V110H254V112H253V109H252V107L249 105L248 106ZM260 107V106H259ZM262 107V106H261ZM101 108V107H100ZM106 108V107H105ZM105 108H104V111H106L105 110ZM110 108V107H109ZM183 108V107H182ZM236 108V107H235ZM234 108V109H235ZM264 107H262V109H263ZM101 109H103V107L101 108ZM146 109V108H145ZM144 109V110H145ZM155 109V108H154ZM190 109V108H189ZM201 109V108H200ZM200 109H198V110H200ZM219 109H220V107H219ZM233 109V110H234ZM252 111H251V110ZM260 109V108H259ZM25 110V109H24ZM109 109H107V113L109 112L108 111ZM147 110V109H146ZM145 110V111H146ZM163 110V109H162ZM184 110V109H183ZM188 110V109H187ZM192 110H193V108H192ZM225 110V109H224ZM236 110V109H235ZM241 110V112H242V115H244L243 114V112H245L246 110H242V109H240ZM261 110V109H260ZM101 111V110H100ZM103 111V110H102ZM158 111V110H157ZM185 111V110H184ZM183 111V112H184ZM202 111V110H201ZM201 111H199V112H201ZM204 111V110H203ZM229 111H232V110H230V107H229ZM251 111V112H250ZM263 111V110H262ZM258 112V113H263L264 114V111L263 112ZM112 112V111H111ZM144 112V111H143ZM162 112V111H161ZM192 111L190 110V113H191ZM196 112V111H195ZM233 112V111H232ZM249 112V113H248ZM102 113V112H101ZM182 113V112H181ZM197 113H198V111H197ZM215 113V112H214ZM218 113V112H217ZM227 113V112H226ZM235 113V112H234ZM236 113H237V111H236ZM105 114V113H104ZM110 114V113H109ZM223 114V113H222ZM262 114V116L260 115V114H256V115H259V117H262V118H264V115ZM180 115V114H179ZM186 115V114H185ZM189 115V114H188ZM193 115H194V112H193ZM210 114H208V116H209ZM215 115H216V113H215ZM242 115H240V117H242ZM256 115H254L255 116V118H256ZM105 116V115H104ZM165 116V115H164ZM181 116H183L184 117V115H182L181 114ZM198 116H201V115H198ZM205 116H206V114H205ZM246 116V115H245ZM103 117V116H102ZM160 117H161V115H160ZM189 117V116H188ZM188 117H186L187 119H188ZM192 117H194V116H192ZM197 117V116H196ZM250 117H252V116H250ZM249 117V118H250ZM258 117V116H257ZM254 118L256 121H254V119L252 118V120H250V122L252 121H254L255 123H257L258 122V120H260V118ZM99 118V117H98ZM181 118V117H180ZM185 118V117H184ZM243 118V117H242ZM249 118L247 119V120H249ZM261 118V120L260 121H262L263 120V122H264V119H262ZM105 119V118H104ZM165 119V118H164ZM183 119V118H182ZM203 119V118H202ZM251 119V118H250ZM258 119V120H257ZM102 120H103V118H102ZM241 120V119H240ZM104 121L105 120H103V122H101L102 124H104L105 125V123H104ZM182 121V120H181ZM186 121H188V120H186ZM198 120H196L195 121V123L197 122ZM242 121V120H241ZM96 122H98L97 120H96ZM95 122V123H96ZM99 122V123H100ZM107 122V121H106ZM189 122V121H188ZM235 122H237V121H235ZM248 122V121H247ZM249 122V123H250ZM253 122V123H254ZM98 123V124H99ZM240 123V122H239ZM261 123V122H260ZM259 123V124H260ZM14 124V123H13ZM15 124H17V123H15ZM13 125L10 129L9 128H3L2 130H1V132H2V136H0V138H3L2 139V141H5V140H7V141H11V142H14V140H15V138L20 134V133H23L22 131H23V129H24V127H25V125L24 126H22V128H21V125L19 126L18 124L17 125ZM36 124V123H35ZM38 124V123H37ZM196 124H198V123H196ZM236 124V123H235ZM237 124H238V122H237ZM258 124V123H257ZM258 124V125H259ZM262 124H264V123H261L260 125L263 127V125ZM204 125V124H203ZM248 125V124H247ZM250 125V124H249ZM252 126H250V128L251 127H253V126H256L255 127V132H257V130L259 129V130H261V128L259 127V128H257L258 127V125H256V124H251ZM32 126V125H31ZM31 126H29L28 125V127H31ZM35 126H37V125H35ZM102 126V125H101ZM107 126V125H106ZM195 126V125H194ZM28 127H26V128H28ZM57 127V126H56ZM98 127H100V126H97V128ZM186 127H188V125H186ZM197 127V126H196ZM202 127V126H201ZM236 127V126H235ZM238 127H240L239 126V124H238ZM238 127H237V129H238ZM25 128V129H26ZM58 128V127H57ZM60 128V127H59ZM59 128H58V132H59ZM110 127H108V129H109ZM189 128H192L191 126H189ZM200 128V127H199ZM257 128V129H256ZM52 129V128H51ZM102 129V128H101ZM104 129H106V128H104ZM236 129V130H237ZM243 129H244V127H243ZM247 129V128H246ZM252 129V128H251ZM186 130H187V128H186ZM198 130V129H197ZM217 130H219V128H217ZM216 130V132H218ZM221 130V129H220ZM240 130V129H239ZM242 130V129H241ZM245 130V129H244ZM262 130L264 131V128H262ZM45 131H47V129L45 130V129H42V128H39V127H34L33 126V129L31 128L30 129V131L28 130V134H27V137H26V139H25V137H24V140H25V142H23L24 144H26L27 143V146H29L28 145V143L29 144H31L32 143V141H34L35 139V137H37V136H40V135H42L43 134V132L44 133H47L48 135H49V137H50V134H51V131L48 129V132H45ZM52 131L54 132V130L52 129ZM115 131V130H114ZM185 131V130H184ZM191 131L193 132V130L191 129ZM191 131H190V133H191ZM201 130H199L198 132H200ZM222 131V130H221ZM249 131L251 132V130L249 129ZM253 131V130H252ZM263 131H261L263 134H264V132ZM26 132V131H25ZM57 131H55V133H56ZM57 132V133H58ZM198 132H196L197 134H198ZM237 132V131H236ZM245 132V133H244ZM248 132V131H247ZM249 132V133H250ZM255 132H253V133H255ZM261 132H257L258 134L259 133H261ZM27 133V132H26ZM26 133L25 134H20L21 136L22 135H26ZM62 133V132H61ZM75 133V132H74ZM117 133H119V132H117ZM204 132H202V134H203ZM238 133V132H237ZM236 133V134H237ZM243 133L245 134V136L247 137L248 135L246 134V130L245 131H243ZM252 133V135H254ZM108 134H110V133H108ZM112 134V133H111ZM114 134V133H113ZM192 134V133H191ZM193 134H195V131H194V133ZM192 134V136H194ZM201 133H199V135H200ZM215 135H216V133H214ZM242 134V133H241ZM240 134V135H241ZM256 134V133H255ZM257 134V135H258ZM263 134H261V135H263ZM53 135H56V134H54L53 133ZM57 135H59V134H57ZM120 135V134H119ZM190 135V134H189ZM196 135V134H195ZM206 136H207V134H205ZM205 135L203 134L202 136H200V137H202V139H203V137H205ZM223 135V134H222ZM238 135V134H237ZM239 135V136H240ZM20 136V137H21ZM60 136V135H59ZM62 136V135H61ZM109 136V135H108ZM113 136H115V135H113ZM123 135H121V137H122ZM188 136V135H187ZM210 136V135H209ZM219 137H220V135H218ZM234 136H236V135H233L232 136V138L233 139H231V141L234 143ZM243 134H242V136H240L241 137V141L240 142H242V139H244L243 140V142L246 140V137H245ZM250 136V135H249ZM264 136V135H263ZM186 136H184V138H185ZM190 137V136H189ZM195 137V136H194ZM196 137H198V136H196ZM212 138H213V135L211 136ZM210 137V138H211ZM240 137H239V140H240ZM256 136L254 135L253 136V138H255ZM258 137L260 138V134L258 135ZM258 137H256V138H258ZM262 137V136H261ZM38 138V137H37ZM51 138H52V136H51ZM49 139L50 141L47 143H45V144H43V145H41V143H40V146H38V147H36L35 146V148H36V151H32V153L30 154H28V155H26L25 157H20V159L18 160V159H15V164H14V166L16 165V169H18L17 171L14 169V172L13 173H15V174H17V172H18V174H19V176L17 175H12V176H9V177H2L1 179H0V233H4L6 236H11L12 238H14V239H22L24 242H22V243H19V244H6V245H0V247H10V246H21V245H38V246H40L41 248H44V249H66V248H71V247H75V246H80V245H88V244H94V243H101V241H103V238H105V237H107V236H109L110 234H114V235H112L113 237H115V238H119L120 239V241H128V242H132V243H134L135 245H137V247L138 248H140V249H146V250H149V251H152V252H154V251H160V252H162V253H167V254H170L171 255V258L173 259V260H175V261H173V262H176V264H198V263H196L195 262V260H194V257L193 258H191V257H189V255L188 256H186V255H180V254H183L185 251L187 252L190 248L188 247L189 246V244H188V242L190 241H192V240H194V238L195 239H197L198 238V240H199V238H200V240H213L214 238L216 239V241L215 240H213V241H215L217 244H218V246H220V248L219 247H216L215 248V253H220V255L219 254H217V256L219 255V256H221V257H226L228 254H230V256H227L228 258L230 257V262H231V260L232 261H234L235 263H236V261L238 262V263H240V261H241V263L242 264H264V226L262 227L261 225L263 224L262 222V220L260 219L259 221L262 223H260L259 225H256V226H261V227H257L256 229H254V231H253V228H251V233L249 232V226L251 227V225H249L248 226V218H250V215H251V213H253L254 214V212L255 211H257L256 210V208L257 207H259V204H262V199L259 201L258 199L259 198H257V199H252L251 198V200H247V199H245L244 197H239L241 194H240V189H241V186H242V183H244L245 181H240V179L242 178V176H241V178H239V176H236L237 175V173L239 172L238 171V169H237V171L238 172H236L235 170L233 171V170H231V172H233V173H229L230 175H228L227 174V176H229L228 178H225V179H222V181L220 182V185L218 184V187H217V191L216 192H211V195H210V192H208V191H210V184L207 186V188L209 189V190H206L205 191V186H206V184L207 183H205V185L203 186V182H201L200 181V179H201V172H198V171H203L202 169L204 168V167H201V166H204V165H198L199 167H201L202 169H199L198 171L196 170H194L195 172H196V174L194 173V175H195V177L193 176V170H191L188 166V163L186 164V161L188 160V158H190L189 157V155H193V153L194 152H192L191 153V151H195V150H192V149H196V150H198V149H200V147H198L197 146V143H195V145H193L192 147H186V145H185V147H186V149L184 148V146H183V148H184V150H183V152L182 153H180V154H182V155H180V159H181V161H176V160H178V158L175 160L176 161V166H175V170H174V175L176 176V177H174V180H171V182L168 184V183H166L165 184V180L164 179H161V180H163L162 182H163V184H161V183H159V181H155V182H158V183H156V187L155 188H157L158 186H160L159 184H161L162 186H161V188L160 189H162L161 191H163V196H162V198H159L157 195H158V192H157V190L158 189H156V191H155V189H154V191L153 192H151L152 191V189H153V187H152V189L149 191V190H146L147 188H149V187H146V189H145V186H143L142 188H143V190L141 191V190H138V189H136L135 190V188L132 190L131 188H132V184L130 185L129 184V182L127 183V184H129L130 186H131V188L130 187H128V188H126V190L124 191V195H126L127 197L125 198V201H123L122 199H121V201H119V199L120 198H117V196L118 195H116V198L118 199V201H116L117 199L115 198V194H114V196H113V198L111 199V202L112 203H115V204H117L118 203V205H126V207L125 208H127V207H130V209L131 210H133V211H136V212H138L139 210V212H140V214L143 216V218L144 219H146V221L147 222H149L148 223V226H146V228L147 229H145V230H147V231H145L144 230V232H139L137 235H134V234H130V235H124V234H120L119 232V234H115V233H113L114 231H112V230H110V229H108V228H106L107 226H105V228H99V229H95V228H92V229H90V227L88 226V224L85 222V221H83V219L82 218H80V217H76V219L74 220V221H71L70 219H68V217H67V215L64 213V210L63 211H60V209H61V207L63 206V204H65L66 202H68V200L70 199V197H71V195H70V197H67V195L66 194H64L63 192L64 191H61L60 189H62V188H60L59 190H58V192H57V190H55L54 188V191H56L57 193H54V194H50V196L51 195H54V196H51V198H49L48 199V201H49V203H50V205L49 204H47V198H46V200H44L43 198H44V194H45V192L47 191V189H48V184H49V182L50 181H48L49 180V178H50V172L52 171L51 169H53V167H55L56 169L61 165V163H62V161H63V159H64V157H65V154H64V151L62 150V141H61V138L59 137L58 138V136H56V138H53V139ZM112 138V137H111ZM110 138V139H111ZM187 138V137H186ZM207 138H208V136H207ZM207 138H205V142H204V140H202L201 141V143L203 142V143H206V142H209V141H207V140H210V139H207ZM212 138H211V140H212ZM223 138V137H222ZM238 138V136L236 137V139ZM248 138V137H247ZM256 138H255V141H256ZM263 138V137H262ZM109 139V140H110ZM112 139H115V138H112ZM189 139V138H188ZM196 139H198V138H195L194 140H196ZM215 139H218V138H215ZM214 138H213V140H215ZM19 140V139H18ZM17 140V141H18ZM20 140H21V138H20ZM65 140V139H64ZM64 140H63V142H64ZM116 140V139H115ZM114 140V141H115ZM181 140V139H180ZM212 140V141H213ZM219 140V139H218ZM230 140V139H229ZM248 140V142H247V144H246V141ZM244 143L242 142L241 144H245V146H246V149H248L247 151V155H244L243 157H246L247 159L250 157V158H252V156H253V154H257L258 155V152L260 151V150H262V147H260L261 149H259L258 150V152H255V147L253 146L254 144H255V142H253V144H251V142H249V140H251V139H247ZM264 140V138L262 139V140H259L260 142L261 141H263ZM23 140H21V142H22ZM112 142H113V140H111ZM128 141V140H127ZM184 141V140H183ZM188 141V140H187ZM191 141V140H190ZM189 141V142H190ZM193 141V140H192ZM197 141V140H196ZM199 141V140H198ZM216 141V140H215ZM214 141V142H215ZM251 141H254V140H251ZM20 142V143H21ZM124 142H126V141H124ZM123 142V143H124ZM179 142V141H178ZM186 142V141H185ZM231 142V143H232ZM236 142V141H235ZM239 142V141H238ZM18 143H19V141H18ZM130 143V142H129ZM192 143V142H191ZM194 143V142H193ZM200 143V144H201ZM210 143V142H209ZM209 143H207L208 145H209ZM212 143V142H211ZM219 143V142H218ZM218 143H217V145H218ZM259 143V142H258ZM258 143H257V145H258ZM134 144V143H133ZM184 144V143H183ZM190 144V143H189ZM216 144V143H215ZM235 144V146L234 147H236V143H234ZM233 144V145H234ZM237 144H239V143H237ZM241 144H239L238 146H239V148L241 147L242 148V146H241ZM260 144V143H259ZM2 145H4V143L2 144ZM1 145V146H2ZM31 145H34V143L33 144H31ZM121 145H122V143H121ZM198 145H199V143H198ZM232 145V144H231ZM64 146V145H63ZM66 146V145H65ZM111 146V145H110ZM127 146V145H126ZM125 145H124V147H126ZM136 146V145H135ZM201 146H203V144L201 145ZM212 146V145H211ZM238 146L236 147V148H238ZM248 146V147H247ZM260 146H261V144H260ZM130 147H132V145L130 146ZM205 147V146H204ZM210 147V146H209ZM233 147V148H234ZM122 148H123V146H122ZM128 148V147H127ZM136 148V147H135ZM191 148V151L189 152L188 151V149H190ZM207 148V147H206ZM236 148H234V149H236ZM244 148V147H243ZM126 149V148H125ZM131 149V148H130ZM133 149V148H132ZM181 149V148H180ZM208 149H210V148H208ZM258 149V148H257ZM28 150V149H27ZM112 150H113V148H112ZM111 150V152H113ZM114 150H115V148H114ZM127 150V149H126ZM203 150V147L200 149V151H202ZM239 150V149H238ZM116 152H117V150H115ZM119 151V150H118ZM128 151V150H127ZM199 151V152H200ZM207 151V150H206ZM237 151V150H236ZM66 152V151H65ZM134 152V151H133ZM188 152L189 153H191V154H188ZM230 152V151H229ZM232 152V151H231ZM230 152V154H231V156L235 153V152H233V154ZM244 152V149H243V151H241V153H243ZM255 152V153H254ZM26 153V152H25ZM109 153V152H108ZM118 153V152H117ZM116 153V154H117ZM120 153V152H119ZM125 153V152H124ZM131 153V152H130ZM150 153V152H149ZM203 153V152H202ZM202 153H199L198 154V156L200 155V154H202ZM237 153H238V151H237ZM236 153V154H237ZM240 152L238 153L240 156H236V160H234V158H235V156H234V158H233V163H235L234 161H236V163H237V159H239L238 161L239 162H241V159L242 160H244L243 159V157L241 156L242 154H241ZM107 154V153H106ZM122 154V153H121ZM126 154V153H125ZM129 154V153H128ZM133 154V153H132ZM137 154V153H136ZM207 154V153H206ZM208 154H210L209 153V151H208ZM207 154V155H208ZM244 154V153H243ZM245 154H246V152H245ZM112 155H113V153H112ZM127 155V154H126ZM152 155V154H151ZM191 155V156H192ZM195 155V154H194ZM193 155V156H194ZM204 155V154H203ZM228 155V154H227ZM226 155V156H227ZM257 155H255V156H257ZM103 156V155H102ZM104 156H105V153H104ZM157 156V155H156ZM174 156H177V154L176 155H174ZM197 156V155H196ZM196 156L194 157V158H196ZM197 156V157H198ZM210 155H208V157H209ZM221 156V155H220ZM219 156V157H220ZM229 157H230V155H228ZM227 156V157H228ZM121 157V156H120ZM123 157V160L125 159V157L124 156H122ZM121 157V158H122ZM138 157V156H137ZM200 157V156H199ZM198 157V158H199ZM212 157H214L213 155H212ZM218 157V156H217ZM225 157V156H224ZM254 157V156H253ZM104 158V157H103ZM116 158V157H115ZM120 158V159H121ZM140 158V157H139ZM143 158V157H142ZM156 158V157H155ZM175 158V157H174ZM202 158V157H201ZM203 158H204V156H203ZM67 159V158H66ZM106 159H108V158H106ZM112 159V158H111ZM129 157H128V159L126 158V160H128L129 161ZM135 159H137V158H135ZM145 159V158H144ZM150 159H152L153 160V158H150ZM179 159V160H180ZM184 159V160H183ZM206 159H210V158H207L206 157ZM205 159V160H206ZM221 158H219V160H220ZM222 159H225V158H222ZM230 159V158H229ZM231 159H232V157H231ZM109 160H110V157H109ZM118 160V159H117ZM116 160V161H117ZM139 160V159H138ZM151 160V161H152ZM190 160V159H189ZM197 160V159H196ZM203 160V159H202ZM218 160V161H219ZM227 160H228V158H227ZM252 160V159H251ZM115 161V162H116ZM140 161V160H139ZM147 161V160H146ZM156 161V160H155ZM194 161V160H193ZM198 161V160H197ZM197 161H195V162H197ZM208 161V160H207ZM226 161V160H225ZM101 162H103V161H101ZM109 163L110 161H106V163ZM126 162V161H125ZM133 162V161H132ZM137 162V161H136ZM135 162V164H137ZM150 162V160L147 162V163H149ZM172 162V161H171ZM189 162V161H188ZM191 162V161H190ZM200 162L201 163H198V164H202V161L200 160ZM205 162V161H204ZM228 162H229V160H228ZM249 162V161H248ZM10 163V162H9ZM13 163V162H12ZM100 163V162H99ZM105 163V164H106ZM144 163H145V161H144ZM208 163V162H207ZM235 163V164H236ZM132 164V163H131ZM134 164V163H133ZM132 164V165H133ZM141 164H143V162H141ZM146 164V163H145ZM150 164V163H149ZM149 164H146V167H148L149 166ZM190 165L192 164V163H189ZM219 165H220V163H218ZM239 164V163H238ZM102 165V164H101ZM109 165V164H108ZM195 165V164H194ZM230 165H233V164H229V166H228V168H230L231 166ZM10 166V165H9ZM126 166V165H125ZM124 166V167H125ZM138 166H139V164H138ZM144 166V165H143ZM142 166V167H143ZM170 166V165H169ZM192 166V165H191ZM206 166V165H205ZM98 167H100V166H98ZM98 167H97V169H98ZM104 167H107V165L105 166L104 165ZM130 167V165L128 166V168ZM141 167V168H142ZM145 167V166H144ZM146 167L145 168H143V169H146ZM150 167V166H149ZM195 167V166H194ZM54 168V169H55ZM63 168V167H62ZM130 168H132V167H130ZM191 168H193V167H191ZM206 168V167H205ZM238 168V167H237ZM23 170L24 172V174H26V175H23L24 177H22L21 176V173H20V171L21 170ZM101 169H102V167H101ZM106 169V168H105ZM126 169V168H125ZM133 169H135V167L133 168ZM133 169H132V171H133ZM170 169H172L171 167H170ZM196 169V168H195ZM236 169V168H235ZM148 170V169H147ZM161 170H163V169H161ZM161 170H159V171H161ZM169 170V169H168ZM12 171H13V169H12ZM129 171H130V169H129ZM135 171V170H134ZM140 171V169L138 170V172ZM164 171H166V170H164ZM57 172V171H56ZM60 172H61V170H60ZM123 172V171H122ZM137 172V171H136ZM143 172H144V170H143ZM167 172V171H166ZM169 172V171H168ZM182 172H184L183 174H184V176H180V174L182 173ZM186 172V173H185ZM54 173V171L52 172V175H54L53 174ZM119 173V172H118ZM128 173V170H126V171H124V173H123V175H126ZM130 173V172H129ZM128 173V174H129ZM147 173V172H146ZM29 175V177H31L32 176V178H30L29 179V177H27L28 175ZM120 174V173H119ZM127 174V175H128ZM141 174H142V172H141ZM140 174V175H141ZM143 174H145V173H143ZM192 174V177H193V179L191 180V175ZM204 175L203 176H205V173H203ZM51 175V176H52ZM60 175V174H59ZM63 175H64V172H63ZM126 175V176H127ZM145 175H147V174H145ZM149 175V174H148ZM158 175V174H157ZM156 175V176H157ZM165 175V174H164ZM163 175V176H164ZM168 175V174H167ZM201 175V176H200ZM241 175H242V171H241ZM244 175V174H243ZM6 176V175H5ZM60 176H62V175H60ZM121 176H122V173H121ZM120 175H119V178L121 177ZM131 176V175H130ZM134 176V175H133ZM132 176V177H133ZM138 176V175H137ZM161 176V175H160ZM160 177V178H165V176L164 177ZM171 176V175H170ZM178 176H180V178L178 179ZM190 176V177H189ZM54 177H55V175H54ZM154 177V176H153ZM168 177V176H167ZM173 177V176H172ZM206 177H208V176H206ZM211 177L213 178V176L211 175ZM223 177V176H222ZM221 177V178H222ZM224 177H226V176H224ZM245 177V176H244ZM25 178V179H24ZM58 181H57V186H60V184L62 183V182H60L61 180H60V178H58V177H55ZM123 178V177H122ZM128 180L130 179V178H128V177H126ZM126 178H124L125 179V181H126ZM151 178V177H150ZM159 178V179H160ZM188 178H190V180L191 181H189L188 180ZM195 178V179H194ZM200 178V179H199ZM203 178V177H202ZM205 178V177H204ZM212 178H210L209 180H212ZM239 178V179H238ZM48 179V180H47ZM52 179H54V178H52ZM149 179V178H148ZM152 179V178H151ZM154 179H156V178H154ZM154 179L152 180V182L154 181ZM173 179V178H172ZM244 179V178H243ZM247 179H248V177H247ZM121 180V179H120ZM131 180H132V178H131ZM150 180V179H149ZM156 180H158V178L156 179ZM170 180V179H169ZM186 180H188V182L186 181ZM250 180V184H251V178L249 179ZM56 181V180H55ZM119 181V180H118ZM146 181V180H145ZM167 181H168V179H167ZM247 181V180H246ZM52 182H54V180L52 181ZM63 182H65L64 180H63ZM67 182V181H66ZM148 182V181H147ZM152 182H150V183H152ZM161 182V181H160ZM207 182H209V181H207ZM242 182V183H241ZM249 182V181H248ZM135 183V182H134ZM142 183H144V182H142ZM150 183L148 184V185H150ZM191 184L192 185V188L194 187V189H192V191H191V189L189 188V187H191V185H189V184ZM210 183V182H209ZM64 184V183H63ZM145 184V183H144ZM154 184V183H153ZM212 184V183H211ZM113 186H115V185H117L116 183L115 184H112ZM120 185V184H119ZM136 185V184H135ZM140 185V184H139ZM147 185V186H148ZM246 185V184H245ZM248 185V184H247ZM50 186V185H49ZM53 186V185H52ZM107 186V185H106ZM118 186V185H117ZM123 186V185H122ZM125 186H126V184H125ZM137 186V185H136ZM142 186V185H141ZM251 186V185H250ZM253 186V185H252ZM65 187V186H64ZM63 187V188H64ZM67 187V186H66ZM108 187V186H107ZM120 186H118V188H119ZM134 187V186H133ZM139 186H137V188H138ZM205 187V188H204ZM245 187V186H244ZM56 188V187H55ZM105 188V187H104ZM109 189H111V188H113V187H108ZM117 187H116V189H118ZM141 188V187H140ZM139 188V189H140ZM151 188V187H150ZM214 188H215V186H214ZM248 189H249V187H247ZM246 188V189H247ZM252 188H254V187H252ZM65 189V188H64ZM100 189V188H99ZM121 189H123V188H121ZM125 189V188H124ZM159 189V190H160ZM243 189V188H242ZM67 190V189H66ZM101 190V189H100ZM112 190V189H111ZM114 190H115V188H114ZM158 190V191H159ZM213 190V189H212ZM52 191V190H51ZM103 191V190H102ZM118 191V190H117ZM122 191V192H123ZM71 192V191H70ZM97 192V191H96ZM96 192H92V193H96ZM105 192V191H104ZM112 192V191H111ZM204 193V192H208V194L209 195H201L202 193ZM69 193V192H68ZM72 193V192H71ZM74 193V192H73ZM113 193V192H112ZM111 193V194H112ZM116 193V192H115ZM201 193V194H200ZM243 193H244V190H243ZM49 194V193H48ZM105 194H107V193H105ZM66 195V196H65ZM199 195H201V196H199ZM97 196V194L95 195V197ZM104 196V195H103ZM108 196V195H107ZM110 196V195H109ZM112 196V195H111ZM245 196V195H244ZM106 197V196H105ZM154 197V204H152L151 205V203H153L152 201V198ZM97 198V200L99 201V197H96ZM106 199H108V198H106ZM116 199V200H115ZM213 199V201H211ZM100 200H102V198L100 199ZM110 201V200H109ZM53 202H55V203H53ZM94 201H92V203H93ZM209 202H213L212 204H213V206H209V205H212L211 203H209ZM98 204L100 203V204H102L100 201L99 202H97ZM96 203V204H97ZM214 203H215V205H214ZM53 204V205H52ZM93 205H95V204H93ZM97 206H99V205H97ZM101 206V205H100ZM148 206H152V207H148ZM214 206H215V208H214ZM261 206V205H260ZM210 207H211V209H210ZM235 207V208H234ZM78 208H79V206H78ZM82 208V207H81ZM150 208H151V210H150ZM80 209V208H79ZM98 209V208H97ZM258 209V208H257ZM86 216V215H85ZM88 218V217H87ZM142 218V219H143ZM85 219H86V217H85ZM134 220V219H133ZM135 221V220H134ZM258 221V220H257ZM258 222H256L255 224H257ZM255 224H253L254 226H255ZM103 225V224H102ZM264 225V224H263ZM247 226H248V228H247ZM153 227H156V228H153ZM169 227H171L172 229L170 230L171 232H169L168 231V228ZM255 228V227H254ZM249 229V230H248ZM166 230H167V232H166ZM248 230V231H247ZM258 230H259V232H258ZM163 231V232H162ZM252 231L254 232V233H256V232H258V233H256V235L255 236H258V234L261 232V234H259V236L258 237H254L253 239L252 238H250V235L249 234H253L252 233ZM165 232V233H164ZM169 232V233H168ZM248 232V233H247ZM81 233H85L90 239H89V241L88 242H78V241H80L81 240ZM117 233V232H116ZM248 235L246 238H245V236H246V234ZM49 234L51 235V237H55V238H59V240H60V242L63 244V246H52V245H46L45 243H42L41 242V240L40 239H38L37 237H45V236H49ZM161 235V236H160ZM195 236H197V237H195ZM188 237V238H187ZM245 239H247V238H250L249 240H247V242L244 240V238ZM243 238V240H241ZM189 240V241H188ZM184 241V242H183ZM230 242V243H234L235 245L232 247L233 249H229V250H227V249H225L226 248V246H225V248H224V244L226 243V242ZM185 242H186V244H185ZM193 243V242H192ZM195 243H198V242H195ZM201 243V242H200ZM212 243V242H211ZM183 246H181V245ZM199 244V243H198ZM215 244V243H214ZM191 245V244H190ZM207 245V244H206ZM213 245V244H212ZM216 245V244H215ZM226 245V244H225ZM208 246V245H207ZM214 246V245H213ZM213 246H212V249H213ZM229 246V245H228ZM184 249H186L187 247H188V249H184L183 251H182V248ZM191 248H192V250H190V251H188L189 252V254H190V256H191V251H192V256H193V250H195V249H193L194 247L193 246H190ZM231 247V246H230ZM197 249V248H196ZM202 249V248H201ZM208 249V248H207ZM206 249V250H207ZM220 249H222V251H220ZM178 251V252H177ZM211 251H213V250H211ZM226 251V252H225ZM181 252V253H180ZM146 253V252H145ZM211 253V252H210ZM214 253V254H215ZM225 253H226V256H225ZM188 254V253H187ZM213 254V255H214ZM211 256V255H210ZM188 258V260L187 259H185V258ZM209 257V256H208ZM212 257V256H211ZM211 257H209L208 258V260L206 259V262L207 263H209V264H219V263H217V262H220V261H217L216 263H215V260H216V256H214V258H211ZM220 257V258H221ZM226 257V258H227ZM180 259V258H182V259H180L179 261H176V260H178V259ZM190 258V259H189ZM218 259H219V257H217ZM225 259V258H224ZM184 260V261H183ZM221 260H223V258H221ZM205 261V260H204ZM224 261V260H223ZM234 262H232V263H234ZM223 263V262H222ZM237 263V264H238ZM200 264V263H199ZM230 264V263H229Z\"/></svg>",
    "mask_w": 264,
    "mask_h": 264
},
{
    "label": "water",
    "instance_id": "water-1",
    "mask_svg": "<svg viewBox=\"0 0 264 264\" xmlns=\"http://www.w3.org/2000/svg\"><path fill=\"white\" fill-rule=\"evenodd\" d=\"M0 264H169L136 252L128 246L108 243L66 249H44L38 245L0 247Z\"/></svg>",
    "mask_w": 264,
    "mask_h": 264
},
{
    "label": "snow or ice",
    "instance_id": "snow-or-ice-1",
    "mask_svg": "<svg viewBox=\"0 0 264 264\" xmlns=\"http://www.w3.org/2000/svg\"><path fill=\"white\" fill-rule=\"evenodd\" d=\"M49 236L51 237L50 234H49ZM37 238L40 239V237H37ZM89 239L90 238L85 233H81V240L78 242H88ZM22 242H24L22 239H14L11 236H6L4 233H0V245L19 244ZM41 242L44 243L43 241H41ZM46 245H49V244H46ZM50 245H52V246H63V244L61 242L59 244H50Z\"/></svg>",
    "mask_w": 264,
    "mask_h": 264
},
{
    "label": "clouds",
    "instance_id": "clouds-1",
    "mask_svg": "<svg viewBox=\"0 0 264 264\" xmlns=\"http://www.w3.org/2000/svg\"><path fill=\"white\" fill-rule=\"evenodd\" d=\"M40 239L45 244H59L60 243L59 238L50 237V236L40 237Z\"/></svg>",
    "mask_w": 264,
    "mask_h": 264
}]
</instances>
